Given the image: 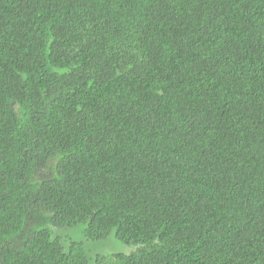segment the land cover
<instances>
[{
	"label": "trees",
	"instance_id": "1",
	"mask_svg": "<svg viewBox=\"0 0 264 264\" xmlns=\"http://www.w3.org/2000/svg\"><path fill=\"white\" fill-rule=\"evenodd\" d=\"M0 264H264V0H0Z\"/></svg>",
	"mask_w": 264,
	"mask_h": 264
},
{
	"label": "rangeland",
	"instance_id": "2",
	"mask_svg": "<svg viewBox=\"0 0 264 264\" xmlns=\"http://www.w3.org/2000/svg\"><path fill=\"white\" fill-rule=\"evenodd\" d=\"M93 247H94V251L100 254H107L111 252V250H114L116 252L127 251V247H125L123 244L113 239L104 240V241L95 243L93 244Z\"/></svg>",
	"mask_w": 264,
	"mask_h": 264
}]
</instances>
